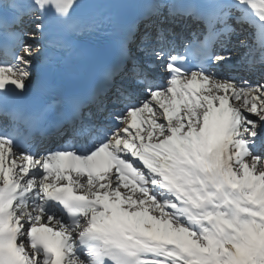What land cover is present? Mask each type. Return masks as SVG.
<instances>
[{
  "label": "snow or ice",
  "instance_id": "snow-or-ice-1",
  "mask_svg": "<svg viewBox=\"0 0 264 264\" xmlns=\"http://www.w3.org/2000/svg\"><path fill=\"white\" fill-rule=\"evenodd\" d=\"M79 7L0 0V264H264V76L213 71L233 36L264 38V0H154L152 17H191L203 38L157 28L139 55L122 39L60 141L33 151L8 101Z\"/></svg>",
  "mask_w": 264,
  "mask_h": 264
},
{
  "label": "bare ground",
  "instance_id": "bare-ground-1",
  "mask_svg": "<svg viewBox=\"0 0 264 264\" xmlns=\"http://www.w3.org/2000/svg\"><path fill=\"white\" fill-rule=\"evenodd\" d=\"M112 1L113 0H98V2H100L102 4H108V3H111ZM179 1H181V0H175L176 3H178ZM178 29H180V27ZM253 33H255V30H250L247 39H246V36L243 34L236 36L235 40H237L239 38V36H245L243 39L241 38L240 41L246 40V42L249 46L245 47L246 52H244V53L241 51L243 49L241 46L234 47V54L236 56V59L233 60L230 64H228L226 66H229L230 68H232V67H244L251 62L257 61L261 55L262 56L260 59H264V38H261L258 33H256V34H253ZM229 47L232 48L233 45H229ZM258 48H260V50H258ZM38 62H39V59L36 62V66H37ZM36 66L34 67L33 71L35 70ZM259 74H260V71H253L252 74L250 73V75L247 76L246 78L252 79L254 81H258L256 76H258ZM32 80H33V76H32Z\"/></svg>",
  "mask_w": 264,
  "mask_h": 264
},
{
  "label": "rangeland",
  "instance_id": "rangeland-1",
  "mask_svg": "<svg viewBox=\"0 0 264 264\" xmlns=\"http://www.w3.org/2000/svg\"><path fill=\"white\" fill-rule=\"evenodd\" d=\"M237 45H240V43H236ZM261 57V56H260ZM261 61H264L263 59H260ZM255 65H257V64H255ZM260 65V64H259Z\"/></svg>",
  "mask_w": 264,
  "mask_h": 264
}]
</instances>
